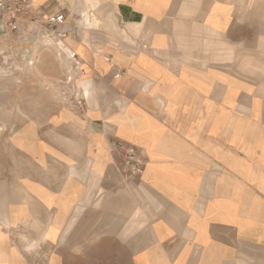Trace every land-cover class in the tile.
Returning <instances> with one entry per match:
<instances>
[{
    "label": "crops",
    "instance_id": "0c3cea01",
    "mask_svg": "<svg viewBox=\"0 0 264 264\" xmlns=\"http://www.w3.org/2000/svg\"><path fill=\"white\" fill-rule=\"evenodd\" d=\"M50 1L44 0L41 6ZM187 1V6L179 9L184 15L189 1L199 4L201 0ZM76 2L70 3L71 10L83 15L84 6ZM117 5L121 27H146L156 18L147 16L138 0H123ZM87 6L89 15L93 10ZM217 6L209 7L208 18L215 11H223ZM229 16L231 21L230 8L227 18L221 17L216 26H198L210 27L212 35L222 37L229 33L225 28ZM187 24L177 47L171 46L173 30L154 32L164 38L167 51L156 48L152 36L150 49L154 52L138 50L134 59L125 55L141 70L133 73L121 61L116 73L119 83L107 85L93 78L110 74V67L87 70L93 93L98 85H106L112 90L107 92L118 93L119 97L114 96L148 115V138L137 137V132L125 131L123 139L96 131L95 122L104 123L106 109L117 108L116 100H101L97 105L101 110H88L85 116L70 112L73 116L67 117L60 112L47 117L52 135L25 142L23 155L29 165L23 183L11 178L0 180V264H264V87L260 91L263 96L246 97L243 92L236 105L229 106L217 98L220 88L214 81L208 98L191 99V93L201 89L195 84H180L183 75H207L217 69L191 64L193 57L188 52L176 59L169 53L170 49L184 52L188 48L193 35L192 23ZM140 35L141 31L132 33L129 29L124 37L134 44L130 36ZM142 57L146 68L138 63ZM186 64L189 66L183 69ZM244 73L245 77H257L256 73ZM138 76L153 77L148 88L154 91L152 95L143 94L145 84L139 86L148 78ZM258 76L262 79V74ZM77 89L78 97L85 94L83 87ZM175 92L180 93L176 99H165ZM161 100L166 102L168 113L177 108L176 114L168 116L165 108L162 112ZM90 102H86L88 109L94 106ZM223 107L238 110L223 117ZM202 108L203 113L206 108L211 111L204 116L191 114L192 109ZM240 125L246 126L245 131ZM66 127L71 130L67 132ZM115 138L129 139L145 150V168L130 183H125L121 166L112 157L110 147ZM137 140L139 143L132 142ZM95 162L102 169L97 187L91 180ZM36 167L37 177L31 173ZM15 187L23 189L22 201L14 200ZM50 230L55 241L48 238ZM40 246L51 253L45 254V260L34 257Z\"/></svg>",
    "mask_w": 264,
    "mask_h": 264
},
{
    "label": "rangeland",
    "instance_id": "374dc122",
    "mask_svg": "<svg viewBox=\"0 0 264 264\" xmlns=\"http://www.w3.org/2000/svg\"><path fill=\"white\" fill-rule=\"evenodd\" d=\"M30 1L32 12L24 18L21 15L25 11L22 10V13L17 17V21H12L11 19V11H15V4L13 2L10 3L13 6V10H10L11 6L6 8L5 5L0 4V26H2L0 27V180L6 181V178H11L15 183L19 181L23 183L22 178L26 174L25 170L27 165H29L25 162L23 155L25 142L29 144L33 141H30V139L37 140L42 137L44 138L46 134L52 135L53 129L51 128V124H48L47 117L58 115L60 112L66 114L67 117L73 116L71 114L72 112H77L81 116H85L88 114V110L90 112L101 110L97 107L99 101L103 100L108 103L111 100H116L117 108H107L104 123L96 121L95 130L105 132L106 134L117 135L123 139L127 135L125 131L129 133L137 132V137L139 136V138L149 137V134L137 125L139 123V117L132 118V115L138 109L128 100L118 99L114 96H118V93L107 92V89L112 90L107 88L106 85L105 87L101 85L97 86L98 89L95 92L97 103L94 105L90 100L92 105H94L91 109L87 108L86 102L88 98H86L84 93H81L82 97H78V94H80L77 93L78 83H84L86 81L93 83L90 76L88 77L86 74L88 69L92 71L93 68L110 67V74L93 76L97 83L104 81L108 83L107 85L119 83L116 73L119 71L118 64L121 61L127 63L130 71L133 73L141 70L138 67L135 69L131 60L124 59L121 42H118L119 40L106 33L107 31L104 28L103 21L100 20L89 31L83 23V15L71 10L72 6L70 3L72 0H69V3L65 4H61L59 0H52L37 9L33 8L32 0ZM37 1L43 2L44 0ZM208 1H211V4L206 7L205 5ZM107 2L113 4L111 0L103 1V3ZM181 2L182 0H170L166 13L160 18L149 21V24L144 27V33H148L153 27L156 29V26L160 24L159 29L153 31L152 36L154 32L166 33L167 31L173 30L175 33L171 41L174 44H171V46H174L179 36L182 35L183 38V31L185 29L183 27L188 25L187 23H192V41L200 43H190V47L188 46L186 48L187 50L184 49V52L178 49L176 51L170 49L169 53L173 54L172 57L176 59L180 55H183V53L188 52L193 57L191 64L199 68L210 70L209 68L213 67L218 71H222L220 68H223V65H228L229 63L227 69L231 70V76L227 74L228 72H223L226 74L221 76L220 80L218 77L213 78L210 76V73L195 77L183 75V80L180 84H195L196 87L201 89L200 92L191 93V99L208 98L211 94L210 91L214 81L218 82L217 89L220 88V91L225 92L227 89L226 86L230 87L229 79L237 80L234 98L227 100L224 98L225 95H217V98L222 99L223 104L229 106L236 105V100H238L243 92L246 94V97L252 94L260 97L263 96L260 91L261 87H264V48H262V42L264 41V1L262 4H256L260 0H201L199 4H194V2L189 1L185 15L179 11ZM88 3L93 11L100 9L102 6L100 0H88ZM217 5L223 7V11H215L208 18L207 13L210 11L209 7L214 6L218 9ZM229 8L230 11L233 10V18L229 21V16L228 21L225 23V28L228 27L226 30L229 32L228 34L224 33L222 37L216 38L214 35L207 34V30H211L210 27L199 28L198 23H210L216 26V22L221 17L224 16V18H227ZM57 14L63 15L65 18L63 26L64 38L55 37L47 27L48 19L50 20V18L55 17ZM115 14L117 16V11H115ZM41 22L46 24L41 27ZM117 22L120 30H127L126 26H120L118 16ZM78 26L81 28L79 29ZM152 36L140 35L137 37L130 36V38L134 42L136 49L144 53H151L155 51L150 49ZM46 37H50L52 40H46ZM68 39L69 41L66 43V48L63 49L64 51L57 47L59 42H64ZM185 39L189 41L188 37ZM205 39H210L211 41L220 40L226 44L230 49V60H222L226 56L224 53V56L218 58V55L213 53L215 51H209L203 48ZM72 55L74 60L70 58ZM143 57L138 60V63L146 68L147 62H145V58ZM199 60L201 61V65L207 62V67H200ZM246 65L247 67L245 68ZM92 66L94 67L92 68ZM188 66L187 64L183 65V69ZM77 67L80 69L77 70V73L81 72V76L76 75ZM244 71L246 73H256L257 77H255V74H247L248 77H245ZM258 74H262V79H259ZM138 78L144 79L141 76H138ZM141 85L143 83L140 82L139 86ZM145 87L146 85L141 87V89ZM153 92L150 91L148 94L152 95ZM171 94L174 95H169L165 99H176L180 93L175 92ZM261 101H264V99H261ZM168 105L171 106L170 101ZM240 106H242V103H240ZM203 109H192L191 114L193 116H204L205 113L208 115L211 111L210 108H206L205 113H203ZM112 110H116V112H112ZM222 110H224L223 117H226L231 114V110L235 112L238 109H231L230 107L225 109L223 107ZM226 110L228 113H226ZM176 111L177 108L174 107L168 113V107H165L164 113L172 116L176 114ZM215 115L220 116L217 110ZM70 130L69 127H66L67 132ZM123 139L115 138L112 141V147H110L112 157L116 158L117 166H121L120 168L123 170V147L133 146L137 149L136 151H138L144 163V170L147 163L145 150L140 146L129 143L128 141H131L129 139ZM132 142L139 143L138 140ZM94 165L97 169L102 170L97 162ZM31 173H34L37 177L39 175L37 167L34 171L32 169ZM40 173V176L44 179V170ZM124 176L127 177H125L127 181L125 183H130L131 180L135 179H129L128 174H124ZM50 177L53 180V172ZM22 194L23 189L15 187L13 194L14 200L22 201ZM48 238L55 241L53 230H50ZM130 243L131 241L128 242V244ZM47 249V247L40 246L38 249L39 252L37 251V255H34V257L45 260V254H50Z\"/></svg>",
    "mask_w": 264,
    "mask_h": 264
},
{
    "label": "bare ground",
    "instance_id": "6f19581e",
    "mask_svg": "<svg viewBox=\"0 0 264 264\" xmlns=\"http://www.w3.org/2000/svg\"><path fill=\"white\" fill-rule=\"evenodd\" d=\"M103 1L104 0H100V2L102 4V6H101L100 9H98L96 11H92V12L89 11L90 14L88 15V11H87V9H88L87 8L88 7L87 5H89L88 0H77L76 3L79 6H81V7L83 5L84 6V9L86 10V11L85 10L82 11L83 18H84L83 19V23L87 26V30H89L88 29L89 27H91L92 25H97L98 22L100 20H102L103 23H104V28L107 31L106 33H108L109 35L115 37V39L119 40L118 42H121V48L124 51V53L122 54L124 56V59L125 60H128L127 58H125V55H129V57L131 56L134 59L135 58V55H136V52L138 53V49L135 48V45L133 43L131 44L128 40H126V38L124 37L126 31L129 30V29L132 31V33H134L135 31H138V32L141 31V35L142 36H149V37H151L152 34H153V31H155L156 29L158 30L159 27H156V29H155V27H153L152 30L149 31L146 34L144 33L145 32V29H144L143 25H132V27H127L128 29L126 31L120 30L119 29V26H118L117 16L115 14V11H117V7H116V6H118L117 3L119 1H123V0H111L113 2V4H109L108 2L107 3H103ZM263 1L264 0H260V2H262V3H263ZM59 2L61 4L62 3L65 4V3H69V0H59ZM42 4H43L42 2H38L37 0H32V6H33L34 9L39 8ZM138 4H139V6L141 5V8H143L142 10L145 12V14L147 16L148 15H150V16L153 15L156 18H160L162 15H164L166 13L165 10L168 9L169 4H170V0H138ZM187 4H188V1L182 0L179 9L185 8V6H187ZM209 4H211V1H208L206 3V5H209ZM131 5H132V3H131ZM159 25L160 24H158V26ZM207 34L208 35H212L211 30H209V31L207 30ZM153 36H154V43H153V45L156 48H162V49L166 50L167 47H168V45H167L166 41L163 40L164 38L158 37L157 35H153ZM161 39L163 40V43L162 44H159L158 41L161 42L162 41ZM46 40H52V39H50V37H46ZM179 42L180 43L182 42V37H180L179 40L177 38L176 45H175L176 47L178 46ZM66 43H67V40L64 41V42L61 41V42H59L57 44V47H59L62 51H64L63 49L66 48ZM156 43H158V44H156ZM186 43H188V42H186ZM190 43L198 44L200 42L189 41V44ZM189 44H188V46L190 47ZM203 48H205V49H207L209 51H215L214 53L218 55V58L224 56V54H225L226 56H224L222 58V60H224V61H227V60L229 61L230 60V57H231V54H230V51H229L230 49L226 46V44L222 43L221 41L215 42V41H211L210 39H205L204 40V44H203ZM71 59H73V57ZM206 63L207 62H204L203 64L206 65ZM132 65L134 66L135 69L137 68V66H135L134 61H132ZM228 66H229V63H228V65L227 64L226 65H223V68H220V70H222V71H218V70H215V71L212 70V71H210L209 72L210 73V76H212L213 78L218 77V79L220 80V77L221 76H224V74H226V73H223V72H229L230 71L229 69H227ZM77 70H80V69L77 67ZM80 73L81 72H78L76 75L81 76L82 73L81 74ZM146 78H148L147 81H143L142 80L140 82L146 85V87L143 89L144 91H142L143 94L144 95H146V94L149 95L148 94L149 93L148 92V88L150 87V85H149L150 84V80H152L153 77L146 76ZM146 78H144V79H146ZM236 83H237V80L234 81V79H229V84H230L229 90H227L225 92L220 91V92L217 93V95L218 96L225 95L224 98H226L227 100H232L231 98H234V90H235ZM78 84H79V87H83L84 88L86 98H88L89 100H91L93 102V104L96 105V103H97V101H96L97 100V97H96L95 93H93L91 91V85H92V83L90 81H86L84 83H81L80 82ZM170 95H174V94H170ZM160 104L162 105L161 111L164 112V108L166 106V102H162V100H161ZM137 117H139V123L137 125H139L144 132L145 131L146 132H151V126H150V122L148 120L149 117L145 113H143L141 110H137L136 113L134 115H132V118L133 119H135ZM239 127L241 128V130H245V127L246 126L245 125H240ZM146 128H148V130H146ZM94 169L95 170L92 172L91 180H92L94 186L97 187L98 186V183L100 182V179H101V172H102V170L97 169L95 167V165H94ZM72 191H73V189H72ZM50 201H51V199H50ZM62 239H63V237H62Z\"/></svg>",
    "mask_w": 264,
    "mask_h": 264
},
{
    "label": "built area",
    "instance_id": "2783aa9c",
    "mask_svg": "<svg viewBox=\"0 0 264 264\" xmlns=\"http://www.w3.org/2000/svg\"><path fill=\"white\" fill-rule=\"evenodd\" d=\"M13 2L16 6L15 11H11L12 13V21H17L18 15L22 13V10L25 11L21 16L24 18L28 16L29 13L32 12L30 0H0V4L5 5L6 8L11 6L10 10H13V6L10 3ZM65 18L61 14L55 15V17L48 19L47 27L52 31L53 35L58 38H64V26ZM46 23H40L41 27H43ZM135 147H123V170L122 172L125 175H129V179H133L139 177L142 173L144 163L140 158V155ZM126 177V176H125ZM127 178V177H126Z\"/></svg>",
    "mask_w": 264,
    "mask_h": 264
}]
</instances>
